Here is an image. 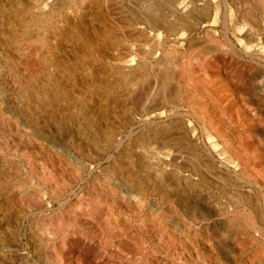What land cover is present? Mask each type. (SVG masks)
<instances>
[{"label": "bare ground", "instance_id": "bare-ground-1", "mask_svg": "<svg viewBox=\"0 0 264 264\" xmlns=\"http://www.w3.org/2000/svg\"><path fill=\"white\" fill-rule=\"evenodd\" d=\"M164 2L144 6L98 1L89 7L84 37L87 57L83 56L87 63L73 67V57L66 58L71 66L67 63L59 72L80 92L65 91L84 107L79 115L89 130L86 141L77 142V133L66 127L41 125L39 118L29 117L34 137L28 136L25 145L27 129L19 130L15 117L18 113L25 118V103L13 96L0 99V246L8 250L4 264H31L29 256L13 251L19 245L18 229L27 223L28 242L41 264H76L74 256L68 255L73 251L81 256L99 252L104 264H264V146L255 141L264 134L262 41L244 38L243 54L255 63L254 71L246 73L244 88H237L239 98L230 99L226 90L221 91L222 83L231 82L221 72L225 43L210 33L202 44L197 41L200 50L193 49L189 55L192 75L186 73L184 60L176 62L180 67L174 62L176 68L169 69L175 51L161 58L167 40L178 41V33L189 22L179 5ZM222 5L215 7L217 15ZM224 5L223 39L233 53L237 46L228 27L241 33L255 21L248 17L240 23L228 16L233 9ZM26 8L30 5L17 3L0 9L10 39L24 42L20 50L17 40L19 56L25 59L22 69L15 70L23 97L27 87L21 81L27 71L35 80L44 68L36 65L40 59L56 67L57 44L64 36L59 25L50 23L51 12L46 10L40 11L38 21L36 17L40 27L30 36ZM125 8L133 13L129 19L118 17ZM165 9L173 14L168 17ZM153 10L163 11L165 17L147 12ZM191 43L196 46L195 41ZM210 54L214 57L208 60ZM75 71L82 73L81 80L76 79L79 83L66 78L65 74ZM3 76L0 92L11 82ZM204 76L206 81L212 78L211 83L218 80V97L204 96L202 101L205 87L200 79ZM33 97L39 103L40 95L33 93ZM48 98L44 93L43 101L50 108L54 100ZM4 102L15 113H5ZM38 103L33 106L37 112ZM227 107L236 111L235 118L227 114ZM245 137L253 139L251 145L243 143ZM25 148L35 151L31 154ZM44 156L51 167L41 175L34 165ZM35 171L43 190L34 186ZM83 184L88 185V202L76 196ZM67 195L77 197L68 208ZM54 200L62 210H52ZM146 205L148 211L143 212ZM251 228L256 236L250 234Z\"/></svg>", "mask_w": 264, "mask_h": 264}, {"label": "rangeland", "instance_id": "rangeland-1", "mask_svg": "<svg viewBox=\"0 0 264 264\" xmlns=\"http://www.w3.org/2000/svg\"><path fill=\"white\" fill-rule=\"evenodd\" d=\"M98 1H101V2L110 1V2H116L117 4H125V5H130V4L134 5L135 3L136 4L138 3L139 5L145 4L144 6H146V5L148 6L150 4L153 5L154 3H155L154 5H156V3H157L156 6H158V4H161L162 1H163V3H165L164 0H0V9L12 7V6L16 5L17 3H25L27 5H30V9L26 8L27 10H25L26 17L29 16V18H30V19L28 18L30 20L28 22L29 23L28 25L30 28V30L28 28V34L30 36H32L33 34L36 35L37 30L40 27L39 25H36L38 19H40V17H41L39 15V13H40V11H45V10L48 12H51V16H50L51 22L50 23L52 25H54V24L59 25V27L61 28L62 34L64 35L63 37H61L60 43L57 44L56 57L54 60L56 65H57L56 67L52 66L51 64H48L47 61L40 59L41 61L39 60L37 62L38 64H36V65L39 67L40 66L44 67V68L41 69V72L36 76L35 80H33V78L30 76V74H28V71H27V73L25 72L27 74V76H25V80H22L23 82L21 81V83L25 84V86L27 87V88H25V90H27V91H25V97H23L19 91L20 85H19V81H18L17 77L15 76V73H16L15 70L18 69V66L21 67V69H22V63H24L25 58L21 59L19 56L20 53H18L19 47H20V50H21V48L22 49L24 48V42L22 45V43L19 42V40L17 39L18 42L21 43V45H22V46H20L19 43L17 42V40L10 39V30H9L10 28L7 25L6 21H4V22L2 21L4 16L0 13V75L1 76L4 75L3 76L4 78L6 77L5 80L7 83L11 81L7 85H5L4 90H1L2 92H0V99L1 100L3 99V101H5L8 98L13 96V97H17V99L19 101L21 100L22 102L25 103V118H22L24 116L23 115L20 116L18 113H17V116H15L17 118V121H18L19 130H22V128H23V130L25 129V131H26V129H27V131L25 132V137H26L25 138V145H26V142H27L26 140L28 139V136H29V138H31V136L34 137L33 133H32L33 131H31V130H33V128L28 126V118L29 117L33 118L34 120H38V118H39L41 120V121L39 120V122H42L41 125H47V124H52L53 126L58 125V127L63 128L64 130L67 128L66 129L67 131H72L75 134L77 133L76 135H74V134L73 135L76 138L77 142H79V143L81 142V140H84V141L87 140L89 130H88L87 125L84 122V120H81L83 118L82 117L83 115H81V114H80L81 116L79 115V113L82 111V109H84V107L81 108V106L76 101H73L72 99H70L65 92L67 89H68L67 91H69V92L73 91V90L78 91L76 89L77 87H76V85H74L73 82L68 84L66 81L62 80L60 78L59 72H62L64 70L63 68L65 66H69V65L71 66V64H73V67H79V65L82 66L83 64L87 63V60H86L87 59L86 58L87 57V52H86L87 49L85 47V38L84 37L86 34L87 22L89 20V17H88L89 11L88 10H89V7L91 5H93L94 3L96 4V2H98ZM167 1L171 5H175V4H176V6L179 5L178 7L185 14L183 17L186 19V21L187 20L189 21L187 24L186 30H183L180 33H178V37H179L180 41L179 40L177 41L176 39H175V42L172 39L167 40L168 42L166 43L165 48H163V50L161 51V58H166V57L168 58L169 55H167V54L170 52V50H171V52L175 51L174 52L175 54L173 56L174 58H173V61H171V63H170L169 69L180 67L179 64H181L182 61L184 60V62H186L185 63V69H187L186 73L189 75H192L190 73H192V72L194 73V70H193L192 66L189 65V63H188L189 55H190V53H192L191 51H193V49L200 50V45L202 44V42L204 40H206L205 34L210 33L211 35H213L212 37L216 38L219 42L221 41V43L226 44V45L224 44L225 50L223 51V55L226 54L225 56H223V58L226 59V63H224L222 65L223 67L221 68L222 69L221 72L225 73V75L227 74L228 78L231 79V82L228 79V81L222 83L225 85L222 86L220 84L223 87V88L221 87L222 88L221 91L223 92V89L226 90L228 94L226 93L225 95L227 97H230V99L231 98H234V99L239 98V90L238 89L241 87L244 88V85H245L244 78L246 76V73L250 72L251 70L254 71L253 69H251V66H255V63L250 61L248 57L245 58V56L243 54L244 50L241 47V44L244 43V38H248V39L251 38L254 42H255V40L256 41L261 40L262 45L264 47V0H171V2H169L170 0H167ZM224 3H228V7L233 9L232 12H228L229 17H231V16L235 17L240 23H243V20H245L248 17L249 18L251 17L255 21V23H253L254 21L253 22L251 21L254 25L251 23L252 25L250 27H247V29L243 30L241 33H239V31L232 28V25H230L228 27L229 28L228 31H229V35L231 37V40H233L234 44L237 46L236 52H233V53L232 52L230 53V48H229L228 44L226 43V41H224L225 39H223L224 33H223V22H222L223 18L222 17L226 13V12H224V10H225L224 9V7H225ZM219 4L220 5L223 4L222 5L223 7L220 11H218V15H217V11L215 10L216 9L215 7ZM197 7H199L200 10H198ZM161 8H163V6ZM206 8H209V9H206ZM185 9H187V11ZM205 10H209V11H205ZM124 11H126L127 14L124 13ZM124 11L119 12L118 17H121V15H122L121 18H124V19L131 18L133 13L130 12L129 9H126V8L124 9ZM165 11H167L168 17L173 14L169 10L165 9ZM200 11H202V12H200ZM116 12H118V11H116ZM147 12L150 15H154L156 13L154 16H156V15L160 16L161 15L162 18L165 17V14H163V11L153 10V12L152 11H150V12L147 11ZM147 12L145 14H148ZM129 13L131 14V16ZM36 17H37V21H36ZM216 17H218V18H216ZM31 18H33V19H31ZM51 24H50V26H52ZM190 24H191V26H190ZM143 25L146 29L149 30V27L146 24H143ZM36 26H39V27H36ZM232 30H233V32H235L236 35H234L232 33ZM30 31H32V32H30ZM8 32H9V35L7 34ZM66 34H67V37H66ZM249 36H251V37H249ZM7 38H9V39L7 40ZM64 38H66V39H64ZM202 39H204V40H202ZM198 40H200L199 42H201V44L198 42L199 46L197 45ZM194 41H195L196 46H192L194 44H192L191 42L194 43ZM14 42H17V43H14ZM17 44L19 45V47ZM166 52H167V54H166ZM73 54H74V56H73ZM84 55L86 57L83 58ZM163 55H166V56H163ZM210 55L206 56L207 58H209L208 60H211L214 57V54H210ZM263 56H264V54H263ZM72 57H73V59H72ZM181 57H184V59H182ZM239 57H242V58H239ZM66 58L67 59L69 58L70 60L71 59L72 60L70 61V60H67ZM77 60H79L81 62L78 63ZM68 61H70L71 64ZM174 62L175 63L178 62L179 64L178 63L175 64ZM153 63H154V61H153ZM263 63H264V59H263ZM174 64L177 66L175 67ZM45 66H47L50 70L47 67H46L47 68L46 69ZM44 69H46V70H44ZM136 72H138V70L133 71V73H136ZM79 74H81V75H79ZM48 75L54 76V77H51L52 79L49 82L47 80ZM65 75H66V78H68L70 76L69 78H71L70 80H72V81H75L77 78L79 79L80 76L82 77V73H79V72L76 73V71L73 73L74 77H73V75H67V74H65ZM28 76H30V77H28ZM134 76H136V74H134ZM9 79H10V81H9ZM205 79H206L205 76L201 77V79H200L201 83L205 87V93L203 95V98H201L202 101H204V96L206 99V96L218 97V95L220 94L219 93L220 88L218 85L219 84L218 80H213V82L211 83L212 78H209L211 81L210 80L206 81ZM79 80H81V79H79ZM208 82H209V84H207ZM55 83L58 85L56 86ZM77 83H79V82L77 81ZM71 84H73V85H71ZM215 84H217V85L215 86ZM235 84L238 86L236 87ZM242 84H244V85H242ZM11 86H13L12 89H11ZM14 88H15V90H13ZM29 89H30V91H29ZM32 92L40 95V98L38 99L39 103L34 100ZM44 93L47 94V96L49 97L48 98L49 100H51V101L54 100L53 103L51 102L50 108L47 107V105H45L46 103H44V101H43ZM78 93H80V92L78 91ZM78 93H76V95ZM81 95L85 96L84 94H81ZM77 96L79 97V95H77ZM260 98H259L260 100L264 99L263 97H260ZM260 100H258V101H260ZM31 103H33V104L31 105ZM37 103L39 104V112H37L36 108L33 107V106L37 107L38 106ZM28 104H30V105H28ZM1 107L5 113L9 112L8 114H10V115L12 112L15 113L14 111H11L12 110L11 108H7L8 106H7L6 102H4V104L1 105ZM182 108L185 111H189V109L186 108L185 106H183ZM82 112H84V111H82ZM226 112H227V114L229 113L230 115H232L233 118H235L234 116H237V114L235 113L236 111H234L233 109L231 110L230 107H227ZM191 117H193V116H191ZM23 119H24V121H23ZM84 119H85V117H84ZM191 119H194V117ZM69 121H71V122H69ZM194 123L197 126L198 131H201L200 124L198 122L197 123L199 125L196 122H194ZM75 126H77V127H75ZM80 129H81V131H80ZM258 137L255 139V141H257V143L261 142L260 144L264 146V134L259 135ZM251 141L253 142V139H251ZM251 141L245 137V140L243 141V143L251 145V143H252ZM17 142H19V141H17ZM246 142H248V143H246ZM82 145L84 146L85 144H82ZM25 147H28V146H25ZM25 149L28 151L30 150L27 148H25ZM45 150L47 151V149H45ZM34 151H35V149L30 150L29 152H31V154H32ZM36 151L39 153V155H41L39 150H36ZM39 157H41V156H39ZM38 158L36 159V166L34 165V167H37V168H35V170L40 168V169H38V173L41 171L40 174L43 175L44 173L47 172V169H50L51 166L47 165L48 162L46 161L45 156L42 157L41 159L40 158L38 159ZM38 161H40V162H38ZM1 165L2 164L0 163V166ZM42 166H43V168H42ZM41 169L44 171H42ZM30 171H32V170L30 169ZM54 172L58 173V170L56 171L54 168ZM35 173H36V171H35ZM37 177H39V175L36 173V175L34 176V180H33L34 186L39 187L40 190H43L45 187L42 183L39 182V179ZM80 188L77 189L78 193L76 196L81 197L83 200H85V202L90 201L89 194L87 193L88 185L83 184ZM85 195H86V197H85ZM40 196L44 197L43 193ZM76 196L75 195H73V196L67 195L66 196L67 200L71 199L70 200L71 202H68L66 204L67 208L75 200ZM47 197H48V199L50 198L48 195H47ZM151 197H153V196H151ZM52 202H51L52 210H54V211H58L59 209L62 210L59 206V203L56 200H54ZM148 208H149V205H146L143 209V212H145L146 210L148 211ZM239 209L240 208H238V210ZM236 212H238V211H236ZM239 212H240V210H239ZM249 217H250V215L247 216V218H249ZM205 224L208 225V223H205ZM28 225H29L28 223L24 224L18 229L19 245L17 247H13V251L16 254L19 253L21 255L29 256V258H30L29 262L31 264H35V263L41 264L40 261L38 260L37 256H34V249L31 245V243L28 242V241H31V236L29 234V226ZM263 227H264V225H263ZM202 229H203V231L205 230L204 227H201V230ZM209 232H211V231H209ZM251 232H252V235L256 236L254 229L251 228L250 234H251ZM242 233H243V231H241V234ZM262 234H264V232H262ZM48 236L49 237L52 236L55 239L57 237V236H55V234L54 235L50 234ZM2 248H4V249H2ZM77 248L80 249L79 247H76L75 250H78ZM7 252H8L7 248H5L4 246L1 245L0 246V264H4V262H5L4 258H5V255H7ZM32 252H33V254H32ZM72 253H74V254H72ZM68 255H70L71 257H72V255L74 256L73 258H74L76 264L83 263V262H85L86 264H104L101 262L102 254L99 252L97 254L91 253L87 256H84V255L81 256V255H79V252L73 251ZM79 256L81 257L80 259H79Z\"/></svg>", "mask_w": 264, "mask_h": 264}]
</instances>
